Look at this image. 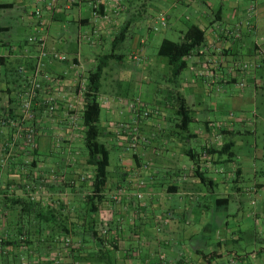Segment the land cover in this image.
<instances>
[{
  "label": "crops",
  "instance_id": "0c3cea01",
  "mask_svg": "<svg viewBox=\"0 0 264 264\" xmlns=\"http://www.w3.org/2000/svg\"><path fill=\"white\" fill-rule=\"evenodd\" d=\"M154 1L170 2L172 7L151 15L149 8ZM202 1L205 9L200 7ZM204 1L0 0V21L15 16L16 21L31 29L32 36L46 41L49 53L70 57L65 63L48 64L46 71L52 80L27 111L24 103L29 84L19 69H32L37 49L28 38L19 41L20 27L0 25V58L5 59L0 63V187L4 195L36 203L35 211H23L20 217L17 215L22 205L12 206L0 196V237L8 239L0 243V264H47L53 259L57 264H264V144L248 145V150L254 151L245 153V144L237 141V137L250 133L245 130L250 125L254 124V135L264 128V43L255 44L257 57L252 54L259 68L256 74L252 72L253 91L247 98L230 95L232 100L253 102L255 121L251 122L242 111L224 128L217 122L218 105L212 101L214 95L218 96L214 86L237 85L243 75L237 67L240 55L232 39L240 38L239 33L243 36L245 27L248 33L264 37V2L252 0L251 14L256 17L245 26L242 21L246 12L237 13L233 1ZM97 2L103 9L99 17L93 15ZM182 5L194 12L184 16L186 23L179 30L181 40L190 26L198 25L206 32V43L194 55L199 65L183 77L184 84L179 83L178 90L170 91L176 93L168 107L176 117L175 129L179 132L173 130L170 142L158 144L154 139L162 123L159 117L163 107L146 119L136 116L131 103L140 99L150 105L144 97V83L160 77V70L171 76L167 61L158 55L168 38L154 50L153 30L161 15L166 16V30L173 27V22L174 26L182 23L178 15ZM133 11L145 22L134 31L128 18ZM124 30L126 40L116 47L122 60L109 63L103 74L105 86L102 83L107 102H102L106 120L101 119V127L105 141L114 139L109 147L119 152L116 161H111L104 200L97 213L93 217L87 214L84 221L80 215L85 214L89 191L80 188L79 177L90 172L83 129L71 128L70 113L81 105L77 87L98 64L102 55L97 52L110 47L106 54L111 53L114 39ZM139 52L141 61L136 62L133 55ZM128 59L130 64H126ZM137 88L139 97L135 99ZM188 88H192L190 96H199L202 102L210 100L211 108L202 107V102L198 109L192 108L190 96L184 94ZM178 95L192 108V124H198V130L192 132L191 125L183 129L176 107ZM49 103L54 110H50ZM213 114L216 120H212ZM29 132L37 136L32 145L25 138ZM52 132L55 138L67 134L69 141L55 142ZM136 137L138 143L131 150ZM198 140L201 145L196 151L193 142ZM191 150L200 156L198 165L187 155ZM8 152L12 153L9 160ZM196 169L205 173L206 182L196 176ZM246 178L253 180L245 191L238 185ZM230 183H234L232 192H228ZM244 195L250 202L255 198L251 211L245 210ZM82 225L89 230L95 228L101 239L84 237L79 241L73 236L74 246L65 249L58 232L65 228L74 232ZM251 225L258 228L261 239L249 232ZM246 237L257 241V245L253 242L247 251L243 246L225 250L229 238L236 244Z\"/></svg>",
  "mask_w": 264,
  "mask_h": 264
},
{
  "label": "trees",
  "instance_id": "16d2710c",
  "mask_svg": "<svg viewBox=\"0 0 264 264\" xmlns=\"http://www.w3.org/2000/svg\"><path fill=\"white\" fill-rule=\"evenodd\" d=\"M0 8L2 7L0 6ZM102 11L103 9L101 6L100 12L102 13ZM2 29L4 30V28ZM127 30H124L118 37L114 39L111 53L99 57L98 64L95 66L94 69L89 71L88 76L85 77L87 82L85 91L81 96L82 106H78L79 108L77 107V109L71 111L70 113L71 124H72L71 128L77 130L80 126L83 129L82 142L84 146V154L86 156V165L88 166L87 168L89 169L90 172V173L86 172V174H82L79 177L80 188L89 191L88 195L85 198L86 200L84 203L85 214L83 215V217L82 215H80L81 219H83L84 221H86L85 216L87 214L89 217H93V215L97 213L99 204L104 200V194L109 188L112 149L107 144V141H105L104 132L101 127L102 98L100 96L102 91V78L105 68L109 65L111 61L122 60V55L120 56L116 54L117 51L116 47L118 45H122L123 42L126 40ZM205 33H206L205 30L200 28L198 25H192L184 33L182 40L180 42H173L168 39L163 41V43L159 48L158 55L167 60L172 79L177 80L183 74V72L188 68V60L191 57H193L195 53L199 51V48H201L206 43ZM31 38H36V40L31 41L30 40ZM31 38L28 39V43L32 44V46L35 49H37V56H38L39 45L41 43L42 38L37 36H33ZM36 58L37 57H35L34 65L31 70H27L24 66H22L19 69L20 73L27 78L29 84L25 93L26 95L25 103L27 102V100H29L28 93L32 86L31 81H32L33 71L35 68V63L37 62ZM4 61H5L4 58H0V63H4ZM68 61L69 58L67 57V60L61 63H65ZM46 68L44 74H47L50 77V79L46 80L44 77L40 79L41 89L37 91L36 96L34 97V99H32L31 108L38 95L48 87L46 85L49 84L52 80L51 74L46 71ZM80 86L81 85L79 84L77 87L78 94H79ZM176 107L181 117V123L183 125V129L188 130L189 126L194 121L192 115L193 112L192 108L188 105L186 99L182 95H178L176 97ZM49 108L50 110H54V105H51V103H49ZM145 109L150 111L149 109L146 108V106ZM151 115L152 112L150 111V116ZM144 118L147 119L148 117H144ZM31 136H32V140H31ZM59 136L60 138L57 140V142L69 141L66 139L67 134L59 135ZM25 138H26V142L32 145L35 143L37 136L35 133L29 132L25 135ZM206 151L207 154H209V150ZM32 152L34 153L33 150ZM222 152L225 153V151ZM203 153L205 154V151ZM7 154L9 160L12 153L8 152ZM187 155L194 162L195 165H198L200 156L195 150L189 151ZM196 176L199 177L203 182H206L207 180V178L205 177V173H201L199 169H196ZM2 191L3 190L0 187V196H2V200H4L5 203L12 202V206L22 205L23 208L21 210V214L17 216L23 217L24 212L31 213L35 211L36 203L33 202L32 200L29 201L25 198L24 199L15 198L14 195H12L13 197H10L6 195V193L4 195ZM4 216H7L6 213ZM27 218H29V216L26 217V220ZM42 230L43 229H40V231ZM58 236L61 243L65 245L64 248L67 250L74 246L75 240L73 236L78 237L79 241L84 239V237H89V238L93 237L98 240H100L102 237V235L99 236V232L95 228L89 230L85 228V225H82L81 229L76 230L74 232H72L70 229L65 228L64 230L58 232ZM6 240H8L6 236H4L3 238L0 237V243L5 244ZM101 247H103V243ZM56 262H57L56 259H53V260H48L46 263L57 264Z\"/></svg>",
  "mask_w": 264,
  "mask_h": 264
},
{
  "label": "rangeland",
  "instance_id": "374dc122",
  "mask_svg": "<svg viewBox=\"0 0 264 264\" xmlns=\"http://www.w3.org/2000/svg\"><path fill=\"white\" fill-rule=\"evenodd\" d=\"M211 0H206L204 2H209ZM233 1V6L236 9L237 13H241L242 11L245 10L246 12V17L243 16L244 20L242 22L244 24L242 25H250L251 23H253V20L255 19V15H252L251 13H254V11H251L252 9H254L252 6L254 1L252 0H231ZM262 2H264V0H261ZM203 1L200 3V7L203 8L204 4H202ZM252 3V4H251ZM172 7L170 2H155L152 3V6L149 8V12L151 15H155L157 16L159 14V12H166L168 9H170ZM190 6H186V5H182L178 8V15L181 18L182 23H179V25H175V22L172 23V28L170 30H166V27H163L162 24L159 22L157 24L156 27L157 30H153V34L155 35L154 37V42L152 47L154 48V50H156L157 45L164 39V38H168L171 39L175 42H180L181 41V33L179 32V30L181 28H183V24H185L186 22H184V16L186 14V12H194L192 11L193 9L189 8ZM205 9V8H203ZM229 9V8H228ZM30 12L34 11V7L29 8ZM31 15V14H30ZM128 18L132 20V30L134 31L136 28L140 29V27L143 26L144 19L142 16H138L136 14L135 11H133V13H131L130 15H128ZM31 19H34L33 16H31ZM0 25L1 26H5V25H9V26H13L15 28L20 27V36H19V41L24 42L27 38L29 39V37H33V33L31 31V29H29L28 27H24L23 24L21 22L16 21L15 16L13 17V19L10 18H5L3 20L0 21ZM137 26V27H136ZM181 27V28H180ZM156 31V32H155ZM245 32L242 33L243 36H241V33H239V37L237 39H232V42L236 44L237 46V50L239 51V55H240V59H238V63L239 66H237L243 73V75L241 76V78H239V82L237 83V85H224L221 86L220 84H217L216 86H214V94H218V96H213L212 97V101L214 103H216L218 105V111H216L217 113V122H220L224 128H226L227 125H224L225 123H229L231 120L233 119H237L239 118L241 112L243 111L245 113V115L249 118V120H251V122L255 121V117H254V113H253V102L250 100H243V101H238V100H232L231 99V94L239 96L240 98L243 97V95L247 98L249 96V94H251V92L253 91L254 88V83L252 81V72H254L256 74L257 70H259V68L257 67V63H255V53L256 50L254 48L255 44L258 42L259 44L264 43V39L261 41L262 36H257L256 33L252 32V33H248V31H246V27H245ZM90 34V33H89ZM30 37V38H31ZM236 41H238L236 43ZM234 44V45H235ZM243 46H245L243 48ZM264 46V44L262 45ZM87 47V46H85ZM152 48V49H153ZM263 48V47H262ZM200 49V48H199ZM264 50V48H263ZM106 51V52H105ZM105 51L100 50V52H97V55H103L106 54L108 51H110V47H108ZM126 51V50H125ZM124 51V52H125ZM104 52V53H103ZM123 52V50H122ZM64 54V53H63ZM252 54L254 55V57L252 56ZM66 55V54H65ZM37 57V55H36ZM68 57V55H67ZM257 57V56H256ZM70 58V57H69ZM254 58V59H253ZM261 59V58H260ZM70 60V59H69ZM163 62L167 61L166 59L162 58L161 59ZM201 60V59H200ZM130 62V59L127 60L126 64H128ZM189 65H188V69H186L184 71V73L182 74V78L180 77V79H178V83L174 82V79L171 78V76H169L167 73H165L164 70H160L159 74L160 77H158L157 79H154V81L150 82V83H144L143 87L145 89V91L147 92L144 97L148 100L150 105H146V103L142 100H140L147 109H149L152 112V115L148 118H151L153 116V114H155V112H157V110H159V106L163 107V112L162 115H160L159 119L162 120V123L159 124V128L156 132L155 135V142L156 143H168L170 142V139H172V134L174 133L173 130L178 131L175 129V123L176 121V117L174 116L172 110L168 107V104L170 102L173 101L172 96L175 95L174 93H171L170 91H175L178 90L180 88L179 83L181 85L184 84V80L183 77L184 76H188L192 74L193 71V67H195L199 60L196 58V56L191 57L189 60ZM255 63V64H254ZM130 64V63H129ZM262 62L260 64H258V66H261ZM199 65V64H198ZM169 67V65H168ZM198 73V72H197ZM164 75H167V77H164ZM105 79L103 78V86H105L104 84ZM129 88V86L126 88V90ZM211 88H209L210 90ZM223 89L224 92H221V90ZM192 90V88H188V90H184V94H186L187 96H190V91ZM105 90L103 89V91L101 92V98L102 100H106L104 99V92ZM137 93L134 95L136 96V98L139 97V88H137ZM221 95V96H219ZM190 101L189 104L192 108L198 109L200 106V103L202 102V100L200 99L199 96H195L192 95L189 97ZM138 101V100H136ZM135 100L131 103H135ZM211 102L209 101H203L202 102V107H208L211 108ZM156 117H158L156 115ZM147 118V119H148ZM101 119L103 121L106 120V113H105V108L102 106V115H101ZM120 120V119H118ZM212 120H216L215 118V114H213L212 116ZM167 127V128H166ZM162 128H165L164 130H162ZM199 126L198 124H191V131L194 132L196 130H198ZM245 130H247L246 135H244L243 137H237V141H241V143L245 144V146L243 147V151L245 153H250L253 152L254 150H248L247 146L248 145H253L255 142H258L259 145H263L264 144V128L261 127L258 130V135H254V131H255V127L254 124L250 125L248 127L245 128ZM179 132V131H178ZM55 134L52 132L51 133V137H53V140L55 142H57V140L60 138L59 135H57V138H55L54 136ZM114 143V139H110L107 141V144L113 145ZM193 148L196 151L200 150V145L201 142L195 141L193 142ZM246 147V148H245ZM114 148V147H113ZM118 152L119 150L117 148L112 149V162L114 163L116 161V156H118ZM238 162V161H237ZM252 178H246L245 181L241 182L238 186H240L242 189H244L245 191L249 188L251 182H252ZM234 183H230V189H228V192H232V190L234 189ZM233 188V189H232ZM224 190H227L226 188ZM243 199H245V210L246 212L251 211V202L254 201L256 202L253 198V200L250 202L251 199H249L248 196L244 195ZM254 222V220H251V223ZM234 225V223H232ZM249 232L251 234L256 233L255 236H257V239H261L263 235H261L259 233L258 228L256 227V229H253L252 225L250 226V230ZM157 235V233H155ZM159 235L160 232H158ZM231 238H229V241L227 244H224V248L227 251L230 250H237V248L240 249V246L247 251L248 247L252 246L255 242L257 245V241L252 240V238H243L240 242L234 244L231 242L230 240ZM249 243H251L249 245ZM224 251V250H223ZM226 251H224L225 253Z\"/></svg>",
  "mask_w": 264,
  "mask_h": 264
},
{
  "label": "built area",
  "instance_id": "2783aa9c",
  "mask_svg": "<svg viewBox=\"0 0 264 264\" xmlns=\"http://www.w3.org/2000/svg\"><path fill=\"white\" fill-rule=\"evenodd\" d=\"M253 11V10H251ZM100 14V4L97 2L94 5L93 8V15L95 17H99ZM36 15L40 16L41 12L39 10L36 11ZM159 22L162 24L163 27H167V19L165 15H161V17H159ZM154 30H157L156 27H154ZM31 41H35L36 38H31ZM37 62L35 63V68L33 71V75H32V86L29 90L28 96H29V100H27V102L25 103V108L27 109V111H30L31 108V101L32 99H34V97L37 94V91L41 89V78L44 77L46 80H49L50 77L47 74H44L45 68L47 67L48 64L53 63V62H64L67 60V56L63 53H59V52H54V53H49L46 47V41L44 39H41V43L39 45V54L37 56ZM133 60L136 62H140L141 61V53H136L133 55ZM86 79L82 78L81 82H80V90H79V94L80 96L83 95V92L85 91V87H86ZM103 103H106V100H102ZM82 106V104L80 105ZM131 108H133V110L135 111V114L137 117H149L150 116V111L145 109V105L140 101H136L135 103L132 104ZM31 140H32V136H31ZM138 143V139L137 137L133 139L132 143H131V149L135 148L136 145ZM69 242V241H68Z\"/></svg>",
  "mask_w": 264,
  "mask_h": 264
}]
</instances>
